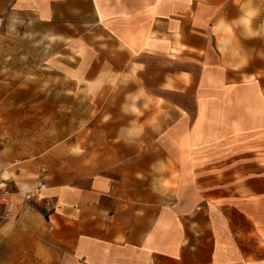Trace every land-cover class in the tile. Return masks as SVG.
I'll list each match as a JSON object with an SVG mask.
<instances>
[{
	"label": "crops",
	"instance_id": "crops-1",
	"mask_svg": "<svg viewBox=\"0 0 264 264\" xmlns=\"http://www.w3.org/2000/svg\"><path fill=\"white\" fill-rule=\"evenodd\" d=\"M209 144L264 155V0H0V264H264Z\"/></svg>",
	"mask_w": 264,
	"mask_h": 264
},
{
	"label": "rangeland",
	"instance_id": "rangeland-1",
	"mask_svg": "<svg viewBox=\"0 0 264 264\" xmlns=\"http://www.w3.org/2000/svg\"><path fill=\"white\" fill-rule=\"evenodd\" d=\"M254 131L261 137L262 127ZM260 127V128H259ZM262 140L259 139L258 143ZM224 144H209L205 147V155L200 159L206 165V173L213 175L214 166L219 165L218 174L221 178H227L231 174L238 180V195L250 196L251 202L259 211L264 209V155L255 153L238 152L237 154L224 153ZM240 208V205H239Z\"/></svg>",
	"mask_w": 264,
	"mask_h": 264
},
{
	"label": "built area",
	"instance_id": "built-area-1",
	"mask_svg": "<svg viewBox=\"0 0 264 264\" xmlns=\"http://www.w3.org/2000/svg\"><path fill=\"white\" fill-rule=\"evenodd\" d=\"M47 189V183L43 179H41L36 189L29 194H26L25 198L26 200H32L33 197L40 195L43 191ZM15 191L11 187H6L2 184L0 179V209L4 208L6 209L8 206L12 203V197L15 195Z\"/></svg>",
	"mask_w": 264,
	"mask_h": 264
}]
</instances>
